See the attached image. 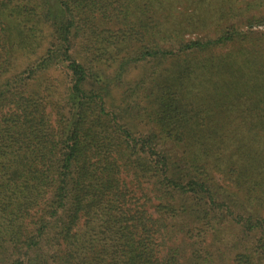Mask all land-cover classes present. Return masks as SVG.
I'll return each mask as SVG.
<instances>
[{"label": "trees", "instance_id": "1", "mask_svg": "<svg viewBox=\"0 0 264 264\" xmlns=\"http://www.w3.org/2000/svg\"><path fill=\"white\" fill-rule=\"evenodd\" d=\"M264 0H0V264H264Z\"/></svg>", "mask_w": 264, "mask_h": 264}, {"label": "rangeland", "instance_id": "2", "mask_svg": "<svg viewBox=\"0 0 264 264\" xmlns=\"http://www.w3.org/2000/svg\"><path fill=\"white\" fill-rule=\"evenodd\" d=\"M258 28L259 29H264V25H260Z\"/></svg>", "mask_w": 264, "mask_h": 264}]
</instances>
